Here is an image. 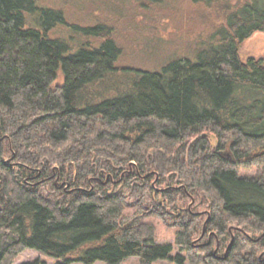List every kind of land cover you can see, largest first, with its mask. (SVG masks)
<instances>
[{
    "label": "trees",
    "instance_id": "16d2710c",
    "mask_svg": "<svg viewBox=\"0 0 264 264\" xmlns=\"http://www.w3.org/2000/svg\"><path fill=\"white\" fill-rule=\"evenodd\" d=\"M221 1L223 23L191 55L136 70L120 67L108 23L70 24L38 0H0V264L26 249L54 264H264V180L237 169L264 163V56L239 54L264 31V0ZM59 26L73 35L52 34ZM156 176L169 181L158 192ZM129 187L161 193L159 209L200 201L210 239L193 245L202 215L187 206L158 213L177 227L172 243L156 242L151 223L124 227ZM233 220L246 228L233 235Z\"/></svg>",
    "mask_w": 264,
    "mask_h": 264
},
{
    "label": "rangeland",
    "instance_id": "374dc122",
    "mask_svg": "<svg viewBox=\"0 0 264 264\" xmlns=\"http://www.w3.org/2000/svg\"><path fill=\"white\" fill-rule=\"evenodd\" d=\"M40 4L60 10L66 21L70 24L91 25L96 22L108 23L113 28V38L122 47V56L119 65L122 68L130 69H158L169 59L191 55L192 47L199 41L207 38L215 27L223 23L226 8L221 1L217 4L216 0L211 6L202 3H193L192 0H163L161 6H157L150 0H38ZM230 5L241 3L245 0H228ZM142 4L149 8H143ZM52 34L68 37L73 35L71 28L65 26L57 27ZM240 57L246 60L249 57L261 58L264 56V31H256L244 40L239 49ZM62 74L59 72L57 79L52 83L56 88L62 83ZM209 135L211 144L213 140ZM5 161L11 158L4 155ZM238 172L248 177H256L264 180V163L259 164H239ZM168 175V174H167ZM168 177V176H166ZM159 177L156 176L152 181L155 191H161L167 187V182L162 184L155 182ZM108 179V177H107ZM107 179L105 181H107ZM111 179V187H115L118 179ZM128 205L123 211V226H129L134 220L139 222L151 223L154 226L156 242H173L177 227L173 225L171 218H162L160 211H181L187 206L196 213L202 215L200 228L193 238V245L201 244L210 239V233L202 232L201 228L207 220L206 208L199 205L200 201L194 202L184 200L177 204V208L165 210L157 207V203L167 205L161 193L147 194L144 191L134 194L132 187L126 191ZM178 197V196H176ZM198 200V199H197ZM184 202L185 205H184ZM167 209V208H166ZM231 232L236 234L237 229L245 227L244 223L233 220L231 222ZM248 235L258 237L262 231L247 228ZM264 232V230H263ZM204 233V235H203ZM230 236L217 248V254L223 255L229 245ZM213 240V239H212ZM214 247L216 241L213 240ZM264 247V246H263ZM264 250V249H263ZM263 250H259L258 257H263ZM216 252V250H214ZM185 252L175 248L173 254ZM36 258L43 259L47 264H54L55 260L40 251L26 249L19 253L13 264H20L32 261ZM71 264H83L73 261ZM93 264H105L96 261ZM121 264H139L136 256H131L122 261ZM152 264H176L170 260L158 259ZM185 264H190L188 261Z\"/></svg>",
    "mask_w": 264,
    "mask_h": 264
}]
</instances>
